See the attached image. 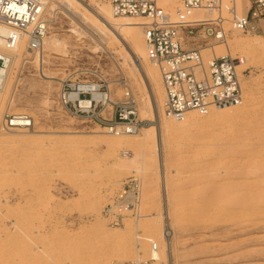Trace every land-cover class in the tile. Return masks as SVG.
<instances>
[{
  "label": "rangeland",
  "instance_id": "rangeland-1",
  "mask_svg": "<svg viewBox=\"0 0 264 264\" xmlns=\"http://www.w3.org/2000/svg\"><path fill=\"white\" fill-rule=\"evenodd\" d=\"M78 1L83 7H89V0ZM179 2L176 0L175 9ZM107 3L108 0H95L90 7L98 9L100 4ZM236 5L247 9L250 3L242 0L238 4L236 0ZM82 6L75 9L81 11ZM74 15L73 11L57 10L55 23L48 24L52 26L48 29L49 34L71 41L69 55H53L48 65L25 63L14 91L7 94L10 97L8 103L0 110V128L4 115L15 114L16 110L33 120L32 128L2 129L4 136L0 137V264H124L130 261L144 264H264V193H258L264 192V16L252 21L253 30L240 32L227 22L229 14L225 11L222 14L226 19L227 39L260 37V43L254 49L245 51L246 63L242 72L249 77L252 92L250 99H244L246 89L240 81L246 102L245 115L230 124L222 119L209 121V113L202 114L205 120L173 134L167 148H162L160 160L164 166L161 171L157 155L145 158L147 168L133 171L131 167L118 166L122 155L134 158L131 148L122 147L118 151L119 158L107 154L103 146L92 143V134H88L105 129L73 118L61 108L57 99L58 80L51 82L53 86L49 91L45 89L44 73L47 71L59 79L81 78L84 72L101 73L112 83L117 94L121 93L117 81L123 79L139 109L142 107V93L131 81L128 64L124 61L125 57L131 62L133 59L129 42L122 39L116 44L109 39L103 44L95 35L77 40L70 30L74 26L82 28L84 24ZM44 18L48 22L47 14ZM215 42L196 39V44L191 47L202 49ZM96 45L101 48L93 51ZM72 46L75 48L70 49ZM235 53L233 58L244 52L237 49ZM202 55L207 58L206 54ZM140 75V80L149 86L145 74L140 71ZM43 95L49 96L47 110L27 107L31 100ZM75 130L76 135L67 134ZM22 131L21 138L14 140L12 135ZM132 177L141 183L140 217L128 215L123 223L112 224L103 210L113 203L123 182ZM261 179L262 183L258 181ZM248 191L258 193V199L254 192ZM233 192L239 198L234 199ZM244 193L248 195L247 201L242 197L246 195ZM251 194L255 195L253 199L249 197ZM254 199L261 201L257 204ZM231 203L235 207L241 206L235 208ZM216 205H221L218 207L221 211L224 206V210L232 214L223 210L226 216L221 217ZM257 212L258 216L255 215ZM234 215H239L240 219ZM227 216L228 220L235 217L240 221L236 223L237 219L233 218L227 222ZM242 216L246 217L241 219ZM217 217L224 219V223L217 221ZM252 221L258 225L251 227ZM215 222L220 223L216 225ZM167 224L172 229L166 230ZM116 231L118 234L113 235Z\"/></svg>",
  "mask_w": 264,
  "mask_h": 264
},
{
  "label": "built area",
  "instance_id": "built-area-1",
  "mask_svg": "<svg viewBox=\"0 0 264 264\" xmlns=\"http://www.w3.org/2000/svg\"><path fill=\"white\" fill-rule=\"evenodd\" d=\"M108 1L115 16L147 20L143 25L144 45L149 61L160 70L164 116L184 120L193 110L205 114L210 108L242 103L240 60L227 55L204 58L201 50L191 45L196 44V39L225 41L223 11L229 14L227 22L234 30H253L252 21L264 16V0H255L245 14L238 13L236 0H180L174 16L158 6L156 0ZM43 10L44 0H0V88L13 63V51L20 45L30 52L42 50L49 28ZM197 10H216L217 16L211 20L195 19ZM118 86L120 94L103 74L84 72L81 78L69 76L59 81L57 99L69 116L92 122L110 134L122 127L128 134L138 133L150 121L139 117L137 101L126 82L120 79ZM32 126L28 115L7 113L3 117L4 131ZM140 191V181L128 178L113 203L103 210L105 217L115 225L123 223L128 215L136 217ZM130 196L133 198L127 201Z\"/></svg>",
  "mask_w": 264,
  "mask_h": 264
},
{
  "label": "bare ground",
  "instance_id": "bare-ground-1",
  "mask_svg": "<svg viewBox=\"0 0 264 264\" xmlns=\"http://www.w3.org/2000/svg\"><path fill=\"white\" fill-rule=\"evenodd\" d=\"M241 1L242 0H237V3L239 4V3H241ZM94 2H95V0H89V3H88L89 7H83L81 5V3H79L78 0H44L43 14L44 15H46V14L48 15V24H54L55 20H56L55 12L57 10L63 9L64 12L67 11L68 13L70 11H73V13L79 17V21L81 22V24H84V27H82V28L74 26L70 30V32L77 38V40L81 39L82 37H86L87 38L88 36L92 37V35H95V36H97L96 38L97 39L99 38L101 43H103V44L104 43L106 44V42L109 39H111L116 44H119L122 39L126 40L127 42H129L130 47H131L130 51H131V54L133 55V59L131 58L132 59V62H131L130 60H128L125 57L124 61L127 62V64H128V68H129V71H130L129 76L132 79L131 81L135 82L136 87L142 93V100H141L142 101V107L139 109V105H138L139 117L141 119H148L150 122L147 125H145V127H143L138 133H135V134H128L124 127L119 128L118 132L114 133V134H110V133H108V131L103 130V129H99V128H98L99 131L90 132L88 134H92L91 135L92 139L90 137V139L92 140V143L94 141V143L96 145L103 146L105 148V151L107 152V154L111 155L113 158H116L118 156V151H120L122 147H129V148L132 149V151L134 152V158L125 157L124 155H122L120 157L121 161H120L118 166H120V167H131V168H133V171H139V170L142 171L143 169L147 168V166H148V163H147L145 158L157 155V157H158V165H159V169L161 171L162 167L164 166V163L162 164V162L160 160V151L164 147L167 148V146L169 145V140L171 138H173L172 136H174L173 134L177 133L178 131H180L182 129H187L188 126L192 125L194 122L202 121V120H205V119H203L202 114H200V113H198V112H196L194 110L191 111L188 114L187 118H185L184 120L167 118L166 116L163 115L164 90H163V86H162V83H161L160 70H159V68L157 66H155L153 63H151L149 61V59L147 57V54H146L145 45H144L143 25L146 23L147 20L144 19V18H131V17H128V16H115L113 14V12H112V9H111V6H110L109 3L100 4L98 6V9L97 8L93 9L94 7L93 8L90 7V4H94ZM158 2L160 4L161 8H163L165 10H168V11H169V9H172L171 14L174 16V12H175L174 11V9H175L174 7L176 5V0H158ZM79 6L83 7V9L81 8L82 9L81 11H79L78 9L77 10L75 9V8H77ZM85 6H87V5H85ZM95 7H96V4H95ZM176 7H178V4H177ZM237 11H238V13L239 12L243 13V12H246V9L237 6ZM69 15H67V16H69ZM214 15H216V11L215 10H197L195 12L193 18H195V19L200 18V19H203V20H211V19L216 18ZM74 16H72V17H74ZM77 20H78V18H77ZM50 27L52 28V26H50ZM56 29H58V28H56ZM65 38H60L56 34H49V32H48L45 35V37H44L42 50H40L39 52H30L29 50H26L21 45L15 51H13V54H14L13 63L11 65V67H10V70H9V73H8V76H7V79L5 81L4 86L2 88H0V110L4 109L6 104L8 103L10 97H9V95L7 96V94L9 93L11 95V93L14 91L15 86H16V82H18V78L20 77L19 73L21 72V68L26 62L25 60H27L26 63H35L38 66H40L42 64H47L48 65V63H49V61H50V59L52 58L53 55H59V56L62 55L64 57H67V55H69L68 47L71 46L72 43H71V41H69L68 38L67 39H65ZM79 43H81V41ZM257 43H260V37L257 36V35L251 37L249 40H242V39H231L230 40V39L226 38L224 42H215L212 45H210L209 47H203L202 49H200L201 53L206 54L207 58L208 57L210 58L212 56L213 57H221V56H226V55L227 56H231L233 58V57H235V54H236L235 52H236L237 49L241 50V52H244V53H242L241 55L238 56V59L241 62L238 65V70L240 72V81L242 82V86L246 89V95H245L244 99H250L251 95H252L251 88H250V82L248 80L249 77H246V75L243 74V72H242L243 66L246 63V53H245V51H247V50H249L251 48L254 49L255 46H257L256 45ZM92 44H93V42H92ZM0 46H1V42H0ZM72 48H75V47L72 46L70 49H72ZM100 48L101 47L96 45L93 48V51L96 50V49H100ZM28 56H30V58H28ZM51 66H53V65H51ZM120 67H121V65H120ZM123 67H125V66H123ZM140 71L145 74V77L147 78L149 86H147L144 82H142L140 80V78H141ZM44 74H45L44 78L46 79V81H45V83H46L45 89L47 91H49L50 88H51V85H52L51 82H54L55 80H58V82H59V81L62 80V79L57 78L55 75H51L48 71L45 72ZM117 82L120 83V79ZM36 84H37V82H36ZM120 89H121V87H120ZM48 104H49V96L43 95V96H41L39 98H36L33 101L31 100V102L27 105V107H29V109H43V108L46 109L45 107ZM20 105H23V104L20 103ZM246 110H247L246 109V102H244L242 100V103L240 105H238V106L226 107V108H210L207 111V113H205V114L209 113V115H208L209 116L208 117L209 121H215V120L219 121V120L222 119V120H227L228 121L227 123L231 124V123L236 122V120L238 118H242L245 115ZM15 114L24 115V112L16 110ZM60 122H61V120H60ZM23 132L24 131L20 132L19 134H14V135H12V137L14 138V140H16L15 138H18L19 136L21 138V134ZM77 133L78 132L75 130V131H70L67 134L76 135ZM2 136H4V132L2 131V124H1L0 137H2ZM87 137H89V136H87ZM24 140H25V138H24ZM9 142L12 143L11 141H9ZM76 142H75V145H76ZM81 142H83V140ZM85 143H86V141H85ZM95 144H93V145H95ZM123 154H127V153L125 151H123ZM117 158H119V157H117ZM173 172L176 173V170H174ZM224 179H226V178H224ZM263 179L258 180V181L260 182ZM260 183H262V182H260ZM260 185H262V184H260ZM260 185H258V186H260ZM258 186H256V187L258 188ZM231 187L233 189V186H231ZM249 187H247V189ZM252 187H254V186H252ZM260 189H262V188H260ZM248 190H252V189H248ZM243 191H245V189L242 190L241 192H243ZM255 191H253L254 193L251 192V191H248V192L256 194ZM237 192L239 193V191H236V193ZM238 193H237V196H239ZM258 193L259 194H263L264 192L263 191L262 192L258 191ZM258 193L256 194V197H257V195H259ZM242 194H240V196H242ZM244 194H246V195H244L242 197L245 198V200L248 199V198H246V196L248 197L247 193H244ZM235 195L236 194L234 193V195H233L234 199H235V197H237ZM250 196H251L252 199H253V197H255V195L253 196L252 194L249 195V197ZM262 196H261V198L264 197V196L263 197ZM228 197H229V195H228ZM228 197H227V200L229 201ZM132 198H133V196H130L127 199V201L131 200ZM237 198H239V197H237ZM243 198H241V199L244 200ZM261 198H259V199H261ZM230 199H231V197H230ZM257 199H258V197L256 198V200ZM234 201L233 202L231 201V202L235 203ZM238 201H239V199H238ZM254 201H255V199L253 200V202ZM259 201H261V200H258V201H255V202L258 204ZM243 202L244 201H242V203ZM236 203H238V202H236ZM245 203H247V202H245ZM249 203H250V200H249ZM250 204L252 205V201H251ZM233 205H235V204H232V206ZM247 205H248V203H247ZM254 205H256V204H254ZM259 205H260V203H259ZM220 206L218 205L217 208L220 207ZM237 206L240 207L241 205L237 204ZM237 206L236 207L233 206V207L237 208ZM263 206H264V202H263ZM242 207H243V204H242ZM219 209L220 208H218L217 210H219ZM231 209H233V208H231ZM255 209H257V208L255 207ZM166 210H167V213H168L169 212L168 209H166ZM223 210H224V206L222 208V211ZM245 210H244V212H246ZM219 211H221V210H219ZM222 211H221V217H222V215H223L225 210L223 211V213H222ZM227 211H225V213L228 214V212H230V211H228V212ZM164 212L166 214V211H164ZM218 212H217V214H219ZM234 212H235V210H234ZM239 212H243V211L240 210ZM258 212H259V214L261 213L260 211H258ZM258 212L255 213V215H257ZM263 213H264V211H263ZM239 215L238 216L234 215V216H236V217H238L240 219ZM248 215H250V214L248 213ZM219 216H220V214H219ZM246 216H244V217L242 216L241 219L245 218ZM263 216H264V214H263ZM138 217H140V216L138 215ZM233 218L235 219V217H233ZM233 218H231V220H228L229 218L227 216V218H226L227 222L228 221H232ZM252 218H256V217L254 216ZM226 219H225V221H226ZM239 219H237V221ZM248 219H249V217H248ZM218 220L222 221L224 219H221L219 217L217 219V221ZM245 220H247V219H245ZM260 220H261V218H260ZM262 220L264 221V219H262ZM214 221H216V219ZM239 221L238 222L235 221V222L239 223ZM263 221H261V222H263ZM217 223L219 224L220 222H217ZM217 223H216V225H217ZM243 223H245V221ZM252 224H253V221H252V223L250 222V226ZM256 224L258 225V223H256ZM256 224H253V225H256ZM259 225H263V223L262 224L259 223ZM232 226H234V224ZM250 226H248V228H250ZM138 227H139V220L137 218L136 228H138ZM165 227H166V230L172 229V227L170 225H168V224ZM117 234L118 233L116 231V232H114L113 235H117ZM240 243H242V242H240ZM242 245H243V243H242ZM218 246L220 248V245H218ZM219 250H221V249H219ZM221 253H222V251H221ZM258 253H260V251ZM117 261L120 262L121 260L117 259Z\"/></svg>",
  "mask_w": 264,
  "mask_h": 264
},
{
  "label": "crops",
  "instance_id": "crops-1",
  "mask_svg": "<svg viewBox=\"0 0 264 264\" xmlns=\"http://www.w3.org/2000/svg\"><path fill=\"white\" fill-rule=\"evenodd\" d=\"M249 1V3H250V6H249V8L251 7V5L253 4V2L255 1V0H248ZM249 8H247L246 9V12L245 13H247L248 12V10H249ZM254 27V26H253Z\"/></svg>",
  "mask_w": 264,
  "mask_h": 264
}]
</instances>
